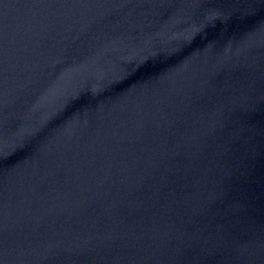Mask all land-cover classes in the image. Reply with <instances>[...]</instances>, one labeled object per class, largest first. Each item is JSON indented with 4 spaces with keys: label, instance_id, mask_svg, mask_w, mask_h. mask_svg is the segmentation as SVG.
I'll return each instance as SVG.
<instances>
[{
    "label": "water",
    "instance_id": "1",
    "mask_svg": "<svg viewBox=\"0 0 264 264\" xmlns=\"http://www.w3.org/2000/svg\"><path fill=\"white\" fill-rule=\"evenodd\" d=\"M0 264H264V0H0Z\"/></svg>",
    "mask_w": 264,
    "mask_h": 264
}]
</instances>
